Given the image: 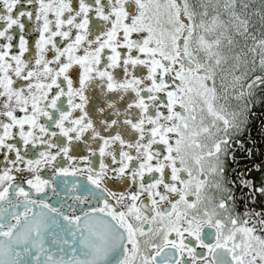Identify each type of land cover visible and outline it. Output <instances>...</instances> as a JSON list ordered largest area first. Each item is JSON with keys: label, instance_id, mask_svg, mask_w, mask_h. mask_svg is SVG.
<instances>
[{"label": "snow or ice", "instance_id": "6c2138e0", "mask_svg": "<svg viewBox=\"0 0 264 264\" xmlns=\"http://www.w3.org/2000/svg\"><path fill=\"white\" fill-rule=\"evenodd\" d=\"M0 22V264H264V161L236 152L264 0H0Z\"/></svg>", "mask_w": 264, "mask_h": 264}, {"label": "flooded vegetation", "instance_id": "af4514ba", "mask_svg": "<svg viewBox=\"0 0 264 264\" xmlns=\"http://www.w3.org/2000/svg\"><path fill=\"white\" fill-rule=\"evenodd\" d=\"M76 2V0H74V3ZM89 2H93V0H89ZM103 2V0H102ZM30 7V6H29ZM94 22H95V18ZM30 23V22H28ZM0 26H2V22H0ZM16 32H18V29L16 30ZM25 34H26V39H28L29 41V46H30V51L33 49V45H34V40L38 37V33L35 32H31L29 34V28L26 26L25 29ZM2 42V41H0ZM29 55L28 53H26V56ZM77 72V68L74 66V68L72 70H70V75H73V80H74V86L76 83V75L75 73ZM115 74H117L118 78H123L122 77V73L120 69H116L115 70ZM96 82H93V84H95ZM86 94H88L90 96V101L89 104L86 105V109L89 110L90 115L93 117L94 123L97 125V127H102L98 124V117L100 119H107V118H114L111 116V110L110 109H106V113H97L95 111V108L93 107L94 105L97 106H103V100L101 99V93L99 90V87H90V90L88 92H86ZM109 95H115L114 93H109ZM129 95H131V93H129ZM121 103H123L121 101ZM252 115L250 116L249 119V128L248 130L245 132V138H247V143H246V148H252L254 155L249 158L246 155V152L244 150H239L237 149V159L239 161V167L240 168H251L253 163H261L262 161H264V135H262V133H264V104H261L259 102V100H257V103L255 104V106L251 109ZM102 134L103 133L102 131ZM250 134V135H249ZM89 136V133H85V138H87ZM74 143H78L80 145L79 150L75 151V152H71L70 154H75L77 156L79 155H87V150L83 144V142H74ZM95 146V145H93ZM31 154V153H30ZM61 158H58V161H60ZM106 162H108V159L106 158ZM63 166H68V162L66 160L62 161ZM2 166V165H0ZM42 176L44 178H50L51 177V169L45 168L42 170L41 172ZM69 181V185H71V183L79 180L80 183L86 184V180L84 177H68L67 178ZM106 183H108V185L110 187L113 188V190L115 191H122V190H126L123 185H120V183L118 181H106ZM198 251H203L202 249H197Z\"/></svg>", "mask_w": 264, "mask_h": 264}]
</instances>
